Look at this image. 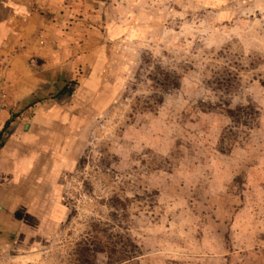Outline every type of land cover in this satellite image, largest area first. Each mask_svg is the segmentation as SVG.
Instances as JSON below:
<instances>
[{
    "label": "rangeland",
    "instance_id": "1",
    "mask_svg": "<svg viewBox=\"0 0 264 264\" xmlns=\"http://www.w3.org/2000/svg\"><path fill=\"white\" fill-rule=\"evenodd\" d=\"M115 1L138 32L105 41L90 13L111 0H85V52L100 42L98 93L110 97L67 133V216L42 226L29 208L20 226L42 229L38 242L13 240L0 264H77L79 242L116 234L139 250L120 264H264V0ZM66 86L70 96L36 102H63L76 90ZM247 106L246 126L229 118Z\"/></svg>",
    "mask_w": 264,
    "mask_h": 264
},
{
    "label": "crops",
    "instance_id": "2",
    "mask_svg": "<svg viewBox=\"0 0 264 264\" xmlns=\"http://www.w3.org/2000/svg\"><path fill=\"white\" fill-rule=\"evenodd\" d=\"M105 6L101 9L98 2L90 13L101 19L105 41L138 32L127 28L121 4L111 0ZM85 15V0H0V73L15 106L0 149V248L13 240L21 246L38 242L42 229L31 236L20 226L29 208L34 218L36 210H43V220L37 221L42 226L59 224L67 216L60 201L71 161L67 133L82 126L86 106L88 112L99 110L104 97H110L109 92L98 93L106 61L100 42L88 45L91 50L85 52ZM88 31L99 39L100 30ZM71 79L76 90L70 98L36 102L57 95ZM18 212L23 213L19 218Z\"/></svg>",
    "mask_w": 264,
    "mask_h": 264
},
{
    "label": "trees",
    "instance_id": "3",
    "mask_svg": "<svg viewBox=\"0 0 264 264\" xmlns=\"http://www.w3.org/2000/svg\"><path fill=\"white\" fill-rule=\"evenodd\" d=\"M71 89L65 86L56 96L57 101L62 100L63 97L70 96ZM254 108L251 106L238 107L235 110H227L229 118L236 124H242L244 126L249 123L248 120H243V116H248L253 112ZM73 217V214L69 215V220ZM116 220V219H115ZM121 228L119 224L115 225ZM93 234H104L99 224H95L92 227ZM110 238V239H109ZM114 239V241L112 240ZM107 240L110 242H102L97 237H90L82 240L77 244V250L75 252L78 257L77 264H89V258H93L96 254H106L107 264H120L125 261L134 259L139 250L136 245L133 244L131 238L128 236L123 237L121 235H109Z\"/></svg>",
    "mask_w": 264,
    "mask_h": 264
},
{
    "label": "built area",
    "instance_id": "4",
    "mask_svg": "<svg viewBox=\"0 0 264 264\" xmlns=\"http://www.w3.org/2000/svg\"><path fill=\"white\" fill-rule=\"evenodd\" d=\"M11 109L12 106L9 102L8 85L4 76L0 73V149L4 143L7 122L10 118Z\"/></svg>",
    "mask_w": 264,
    "mask_h": 264
}]
</instances>
